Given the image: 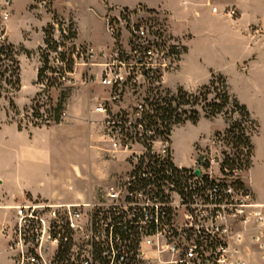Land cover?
Masks as SVG:
<instances>
[{"label":"built area","instance_id":"1","mask_svg":"<svg viewBox=\"0 0 264 264\" xmlns=\"http://www.w3.org/2000/svg\"><path fill=\"white\" fill-rule=\"evenodd\" d=\"M11 2L6 0L5 6L10 8ZM227 15L235 17L236 12ZM104 21L114 45L102 54L103 62L88 45L71 57L74 65L84 62L85 83L98 80L111 91L103 107L109 115L104 131L115 147L120 143L117 152L128 154L126 179L112 193L100 191L93 209L42 199L14 207L12 226L0 227L12 264H264V204L235 175L238 170H228L225 156L204 150L191 166L177 164L169 140L156 147L155 139L145 147L128 138L124 119L109 111L145 91L146 99L134 104L135 121L127 116L125 127L141 121L146 102L162 93L163 80L178 69L185 46L172 35L166 13L111 9ZM62 54L60 48L49 53L48 65L55 70L51 75L72 85ZM97 67L102 68L99 75ZM109 152V159H115L117 152ZM160 172L169 179L158 182ZM112 195V201L105 200ZM251 220L257 224L255 233L242 227ZM247 237L257 248L254 255L244 245ZM47 242L55 247L46 248Z\"/></svg>","mask_w":264,"mask_h":264},{"label":"crops","instance_id":"2","mask_svg":"<svg viewBox=\"0 0 264 264\" xmlns=\"http://www.w3.org/2000/svg\"><path fill=\"white\" fill-rule=\"evenodd\" d=\"M11 1V14L5 23L6 30L16 10L14 0ZM22 1L21 16L27 20L21 24L20 39L15 44L20 45L24 51L32 55L28 57L23 52L19 57L22 88L15 100L18 107L22 106L20 99L27 87H30L28 92L31 94L29 101L25 104L28 105L40 95L41 86L38 84V73L42 67V61L38 50L44 46V28L52 22L46 17L42 18L43 23L35 16L31 17L28 12L32 7V0ZM5 3L6 0H0L3 6ZM138 7L150 11L162 10L166 13L172 35L184 42V56L176 72L168 77L167 88L188 90L184 79L193 60L205 59L212 52H216L233 61L232 63L258 92L264 103V0L51 1V9L61 21L75 24L78 34L76 45H88L98 50L112 44L105 31L104 18L107 13L111 9L134 10ZM214 8L217 9L216 13L213 12ZM230 11L236 12L235 17L227 15ZM77 15H82L87 20L88 29L85 36L79 31ZM39 22L42 23L40 26L42 33L40 37H34L35 30L33 32V29L37 27L34 25ZM98 23L104 27L102 37L96 34L95 27ZM24 64L28 73H25L23 69ZM25 74L29 76L27 81ZM210 76L211 73L208 74L205 84L198 85L197 88L206 86ZM80 78H75L76 85L79 80L84 85L85 74ZM101 93L103 94L101 96L105 98L107 93L103 90L98 91V96ZM91 97V92L83 91L78 97L72 98L67 113L68 124L64 127H60V124L42 128H20L16 121L0 118V227L13 219V208L27 200L65 202L76 196L72 192L74 184L72 186V181L67 179L68 175L64 171L68 163V165L73 164L72 160L65 159L61 163L55 156L75 157L76 161L91 168L98 178L106 176V171L102 170L106 163L102 162L97 154L102 140V129L99 122L103 119V115L94 111L96 104ZM182 127L188 132L191 126ZM198 141L199 136L189 138L191 144ZM90 145L91 148H89ZM192 151L193 147L190 152ZM254 151L256 156L255 147ZM175 159L177 163L176 155ZM254 160H256L255 157ZM13 164L16 165L15 170L12 169ZM72 166L82 171L79 165L73 164ZM248 188L258 201L264 203L253 188L250 186ZM0 264H12L8 243L1 237V234Z\"/></svg>","mask_w":264,"mask_h":264},{"label":"rangeland","instance_id":"3","mask_svg":"<svg viewBox=\"0 0 264 264\" xmlns=\"http://www.w3.org/2000/svg\"><path fill=\"white\" fill-rule=\"evenodd\" d=\"M51 1L52 0H32V7L30 11L28 12L30 16H35L37 20L41 21L43 23V17L51 19V23L48 24L44 30H46L49 25H52L53 18L56 16L53 13V10L51 9ZM12 5V2H11ZM14 5L16 6L15 14L11 17L8 25V29L6 30L5 23L7 19L4 18V14L8 13V16L11 14V8L3 6L0 4V31H3L5 33L6 39H8L9 42L15 44L19 42L20 39V28L22 27L21 24L25 23L27 19L23 18L21 16L22 7H23V1L22 0H14ZM143 8V7H142ZM145 9V8H143ZM163 12L162 10H159ZM164 13V12H163ZM78 16V28L79 31L83 36L86 35L87 29H88V23L87 20L82 15ZM57 17V16H56ZM9 18V17H8ZM28 18V17H27ZM32 19V18H30ZM58 20H60L57 17ZM22 22V23H21ZM29 23V22H28ZM27 23V25H28ZM42 23H36L34 26L36 27L33 29V32L35 30V36L34 37H40L42 29L40 26ZM62 23V22H60ZM72 22H64L61 24V26H58L57 24L53 26V30L51 33L53 34V38L55 41H58L61 44V51L63 53H67V55H71L70 53L79 48L78 45H76L77 37L74 41H64L62 39L63 37L69 36V29ZM105 23V31L109 39L111 40V45L106 46L102 48L101 50H98L94 47V51L99 55L98 61L99 63H102V54L109 51L111 47L114 45L113 38L109 35L107 32V26ZM73 29L77 32V28L74 23ZM102 27V28H101ZM104 27L98 23L97 27H95V30L97 31L96 34L99 36H103L104 31L102 30ZM32 34V32H30ZM44 33V32H43ZM34 34V33H33ZM78 36V34H77ZM45 38V35H44ZM45 41V39H44ZM15 46L21 51V54L23 53V48L20 45ZM38 53L40 55V58H42L44 55H49V51L45 47V45L42 48V51L40 49L38 50ZM213 54V55H212ZM211 55L207 56L205 59L202 60H193L191 66L189 67L188 74L185 77V85L188 90L184 88H180L186 93H189L191 95L199 93V91L204 88L198 87V85L205 84L207 81V76L209 73H211V76L208 80L209 85L212 75H216L217 78L224 77L227 80L229 92L233 98H236L238 102L241 105L247 106V109L252 115V119L254 120L255 125L258 127L257 132L252 135V144L253 147L256 149V156L254 154V149L252 153L251 158H246V149L240 148V151H242V154L240 155V159L243 161L242 167L238 168V171L235 175L244 183L246 187H251L254 189L256 195L264 200V103L263 99H260V96L257 91L254 90L253 86L248 83L245 79V77L242 76L240 70L232 63L233 61L226 58L225 56H222L221 54H218L216 52H212ZM43 60V59H42ZM84 62L77 60V62L74 65L73 73L69 77V79H73V84L70 85L68 82H62V85L58 82V84L54 85V87L48 89L47 87L41 86V92L39 95L32 100L28 105L25 104L27 101H29L30 92H28L30 87H27L26 90L23 93V96L20 99V104L22 106H17L16 104V98L17 94H3V98H0V118L6 119V120H14L16 121L21 128L25 127H33V128H42V127H49V126H58L61 124L60 127H64L68 124L67 117H68V111H69V105L72 98L78 97L79 93H83V91L91 92L92 95V101L95 102L96 107L94 111L100 115H103V119L99 122L102 134H101V142L100 147L97 150L98 158L102 160V162L106 163L102 170L106 171V176L103 178H98L89 168L88 166H85L81 164L82 162L76 161L75 157H71L69 155L67 156H55L61 163L67 159V161L72 160L73 164H77L80 166V169L82 171H79L76 166H72L67 164L64 171L66 172V175H68L67 179L72 181V186L74 184V187L72 188V192L76 196H74L73 199H70L65 202L60 201H54L56 204H64V205H85L86 207L93 209L95 204L99 203V193L100 191H109L112 193L113 189L116 187L118 182L122 179H126V174L130 168L129 162L126 161V158L128 154H121L120 152H117L118 149L122 148L120 143L117 141L115 142L118 146L115 147V144H113L111 141H109V138L107 137L106 132L104 131V124L108 120V113L103 109L104 103L106 99L110 98V89L106 86H103L100 84L98 80H94L93 82L85 83V79L83 78L84 85L79 80L78 84L76 85L75 78H80L81 75L84 77V74L86 73V67L83 65ZM24 71L25 73H28V69L26 68V65L24 64ZM102 68L97 67L96 72L98 75L101 73ZM175 73V72H173ZM173 73H170L166 76L164 82V86L162 87V94L166 95V93H169V97H176L178 95V90H172L167 88V79L170 75ZM26 75V74H25ZM76 76V77H75ZM46 77L54 78L50 73L46 74ZM26 81L29 79V76H25ZM55 79V78H54ZM81 79V78H80ZM44 85L46 86V81L44 82ZM31 90V89H30ZM106 94V97L104 98L102 93L98 96V91H101ZM1 92V90H0ZM65 95V106L63 107V111L65 112L64 117L61 119L60 124H54L51 117H50V111L52 108L56 107V105L59 103L60 99ZM216 94H211L208 96V102L215 99ZM103 97V98H102ZM147 97V92L143 91L139 97H128L125 98L123 103H120L116 107H111L109 111H112L113 113H116L118 115L126 114L129 116V120L135 121L134 116V104L137 101L145 100ZM11 102L13 104H11ZM207 102L200 103L199 107H190L186 106L179 110V113L181 114L182 111H185L186 115L183 116V120L188 119L192 115V111H197L199 116V121L197 125H193L191 122L186 121L182 125L176 126L172 128L171 137L169 138V146L174 155L177 156V163L178 164H184L186 166H189L193 163L194 160H196V156L200 151L208 150V152H218L220 155H223V157H230V159H236L237 156V150L233 149L232 147V136H229L227 133L232 125H235L237 128L236 134H241L244 136L249 135L251 128L255 127L254 125H251L247 122H245L243 116L236 112L233 106H229L227 110V115H220L215 119H208L205 116L204 111L202 110V107L206 105ZM34 111H38L40 115L43 116V118H36ZM92 124V123H90ZM94 124V123H93ZM189 125L188 132L186 130H183L182 126ZM130 135H134V131L128 132ZM199 136V141L196 143L189 142V138H195ZM157 142L154 146L158 147L161 145L162 140L157 139ZM133 147L140 148L141 145L133 142ZM193 147V151H191V148ZM91 148V145L89 146ZM109 151H116V158L115 159H109ZM176 151V152H175ZM254 157L256 160H254ZM191 162V163H190ZM16 165L13 164L12 169L15 170ZM218 165L214 166V171L218 173ZM66 179V180H67ZM250 189V188H249ZM111 195V194H110ZM114 196L112 195V198H105L107 201H112ZM53 202V201H52ZM257 202L261 203L260 201ZM264 204V203H261ZM13 219L10 222H6L5 224L8 225V227L12 226ZM242 227H246L249 230V232L255 233V228L257 227V224L254 223V221H249L247 225L242 224ZM2 237V236H1ZM3 238V237H2ZM4 239V238H3ZM7 241L6 239H4ZM245 247H251V251L253 252L252 255L257 253L256 247H254L252 244L249 243V238H246V242L244 243ZM44 246L46 248L48 247H55L51 243H45ZM251 262H253V259L251 257Z\"/></svg>","mask_w":264,"mask_h":264},{"label":"trees","instance_id":"4","mask_svg":"<svg viewBox=\"0 0 264 264\" xmlns=\"http://www.w3.org/2000/svg\"><path fill=\"white\" fill-rule=\"evenodd\" d=\"M62 22V23H60ZM64 22L58 20L56 16L53 18L52 25L44 30L45 41L44 45L49 52H56L59 48H61V44L54 40L53 34L51 31L53 30L54 25L61 26ZM77 37V32L73 29V24L71 23L69 29V36L63 37L64 41H74ZM42 51V48H40ZM67 55V53L62 54V59L66 61V72L73 73L74 69V61L72 59V53ZM23 52L31 57L32 53L24 51ZM21 55V51L11 42L8 41L5 37V33L0 31V98H3V94H18L21 91L22 83H21V64L19 57ZM43 59V60H42ZM42 67L38 73V84L44 85L46 81V87L48 89L54 87V85L58 84L59 79L46 77L47 73L54 74L55 70L49 67V55H44L41 58ZM62 85V83H60ZM211 94H216L215 99L208 102V96ZM42 95H39L41 97ZM153 101L146 103L148 104V109H144L142 113L141 121H136L135 123L130 124L128 128L125 126L129 123L127 121V115L122 114V120L124 119L125 124L122 126V130L124 133L126 131H134L135 137L131 136L127 133V137L130 139L135 138L138 142H141L143 146L149 147L150 144L147 142L153 141L155 139H160L162 141H168L171 137L172 128L182 125L184 122L189 121L193 125H197L199 121V116L197 111H192L191 117L186 120H183V116L186 115L185 111L179 113V110L186 107H199L200 103L207 102L205 106L202 107V110L205 113L206 118L215 119L220 115H227V110L229 106H233L235 111L240 113L245 122L254 125L255 127L251 128L249 135L244 136L241 134H236L237 128L235 125H232L227 132L229 136H232V147L237 150L236 159H230V157H225L224 165L228 168L230 172L234 170H238V168L242 167L243 161L240 159V155L242 151L240 148L246 149L245 157L251 158L253 153V144H252V135L257 132V126L252 119V115L249 110L241 105L236 98H233L229 92V87L227 80L224 77L217 78L216 75H212V79L208 86H204L199 93L191 95L186 93L182 89L178 90V95L176 97H169V93L163 95L162 93H158L153 96ZM5 98V97H4ZM11 104H13L11 102ZM65 106V95L60 99L59 103L56 107L52 108L50 111V117L54 124H60L62 119V114L64 113L63 107ZM36 118H43L42 115L38 111H34ZM21 128V127H20ZM142 129L143 133H139L138 130ZM153 133V137L148 139L146 134ZM140 135L142 137H140ZM157 181L164 182L169 179L168 176L164 174V172L157 173ZM177 181V177L175 178ZM150 181V180H149ZM179 180L177 181V184ZM122 236H125V233H122Z\"/></svg>","mask_w":264,"mask_h":264}]
</instances>
